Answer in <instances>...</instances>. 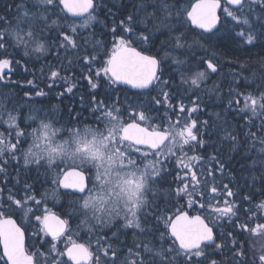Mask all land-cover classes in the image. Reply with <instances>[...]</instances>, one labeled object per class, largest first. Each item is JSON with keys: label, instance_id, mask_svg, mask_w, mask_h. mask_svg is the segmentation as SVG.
<instances>
[{"label": "trees", "instance_id": "trees-1", "mask_svg": "<svg viewBox=\"0 0 264 264\" xmlns=\"http://www.w3.org/2000/svg\"><path fill=\"white\" fill-rule=\"evenodd\" d=\"M193 1L96 0L97 7L93 13L96 19L87 28L78 27L77 32L72 34L69 25H79L83 21L67 17L61 11L58 0L54 6L44 5L40 0H0V30L7 29L9 25L15 26L18 16L27 11L32 20L28 19L23 27L27 29L30 23L46 49L43 54H37L33 53V47L29 46L30 54L25 55L22 46L14 47L9 40L7 52L0 50V58H8L11 61L8 71L0 73L3 77L0 79V108L12 110L13 114L17 115V123L25 132L21 137L24 143L16 153L17 158L0 157V168L4 169L0 171V211L5 215L14 216L20 224L22 219L25 220L24 223H35L34 239L40 241V249L47 250L45 246L52 245L53 241L43 233L36 216H42L43 211L51 207L62 214L63 218L68 212V218L70 214L81 218L75 206L70 203L74 197L65 195V191H61L52 182L57 172L67 166L61 161H56L52 167L47 163H42L39 167L35 163H24L23 152L26 150L28 138L33 129L39 127L41 120L51 122L55 128L63 129L58 137V140H63L68 135L69 128H83L86 125L102 127L95 119V116L100 115L99 111L93 115L101 101L107 105L116 102L122 109L129 111L130 105L134 108L142 106L156 119L150 122L159 124L169 119L176 121L175 112L179 111L180 100L181 103L190 101L193 104L192 109L195 111H184L180 113V117L182 114L184 120H195L201 133L199 138L204 141L203 146L195 145V151L187 149V155L202 157L196 162L194 169L200 177L201 185L191 197L177 196L176 189L183 187L185 180L190 182L191 177L189 175L185 178L184 173L187 170L177 167V162L174 164L173 159V168L168 174L170 179L168 194L165 197L166 207L162 208L160 202L159 207L163 210L158 211L149 205L148 213L144 217L145 231H138L137 234L142 235L143 240L162 242L168 249L172 245V239L167 235L164 221L178 211L197 212L213 226L216 243L224 245L223 249H216L214 245L207 248L208 259H214L218 264H260L259 256L264 254L260 250L264 245V234L254 235L250 231H244L241 226L247 223L249 228H254L258 223H264V210L257 213L258 218L251 219L249 217L252 213L245 212L247 209L255 212V205L264 201V155L259 152V140L264 138V114L253 115L250 111H241V97L249 93L259 97L261 92H264V20H258L257 14L254 16L251 13L237 12L241 20L249 19V24L244 25L233 19H226L222 13L220 25L212 33H203L193 28L186 20L184 10L189 8ZM18 5L22 7L18 9ZM42 9H46L47 20H40ZM129 15L134 17L131 23L132 33L124 31ZM54 20L57 24H52ZM121 21L125 24L122 25ZM61 30L72 36L76 47H60L63 42ZM241 31L245 32V36L239 35ZM249 31L259 36L252 44L245 42ZM141 34L148 36L149 40L145 42L138 39ZM179 35H183L185 46L177 49L174 38ZM121 36L132 40L133 46L157 56L160 60V81L151 89L130 91L109 84L103 73L97 77L96 73L111 52L114 40ZM93 55L97 57L96 61L86 63L85 57ZM205 59H212L218 68L216 73L208 74L206 83L210 87L206 90L200 87V90L193 93H190L189 88L183 89L184 75L188 76L206 68L202 63ZM177 60L183 63H175ZM52 71H57L59 76L52 78ZM89 77L98 84L96 89L91 88ZM28 81L32 83L29 84ZM163 81H167L163 88L170 94L169 99L167 103L156 105L153 97L161 98L162 92L157 88ZM70 86L72 91L67 92L66 89ZM37 92H43L44 95L38 96ZM257 112H261L259 107ZM30 116L37 119L33 121L29 119ZM8 131L6 124H0V133L7 135ZM249 133H255L256 136L253 137ZM14 138L15 131L12 130V139ZM220 164L224 165L223 169ZM208 171L213 174L209 176ZM26 185L30 186L29 195H34L35 200L27 201L26 207H17L8 196L11 192L16 198L23 200ZM224 185H228L234 193L233 196H227ZM212 186L218 189L217 193L210 191ZM189 190L191 191V185ZM246 196L251 198L250 201L245 199ZM51 197L54 200H48ZM189 199L195 201L191 206ZM225 200L235 205L238 210L235 216L219 217L212 212V207L217 204L223 207ZM36 201L41 202L37 204ZM209 202L212 207L208 206ZM201 204L205 206L202 208ZM17 211L29 213L20 217ZM68 228L69 226L64 236L68 235ZM24 229L29 249L33 235L25 227ZM161 232L165 233L166 243L161 240ZM119 235L126 237L123 233ZM128 238L135 239L134 231ZM79 241L84 239L81 237ZM121 241L124 242L123 246H129L127 241ZM140 241L137 239L136 243ZM133 250L136 251L134 247ZM238 250L244 252L243 257L234 255ZM57 252H63L62 243L56 244V252L53 253L54 257L64 264L67 260L64 256H57ZM143 258L147 261L153 257L147 253V257ZM167 260L172 261V264H181L180 256ZM204 264H207V260Z\"/></svg>", "mask_w": 264, "mask_h": 264}, {"label": "snow or ice", "instance_id": "snow-or-ice-1", "mask_svg": "<svg viewBox=\"0 0 264 264\" xmlns=\"http://www.w3.org/2000/svg\"><path fill=\"white\" fill-rule=\"evenodd\" d=\"M226 2L227 5L243 9L245 0H226ZM255 2L256 0H252V3ZM40 3L54 6L57 0H40ZM58 5L64 13L83 21L79 25H69V31L72 34L77 32L78 27L87 28L96 19L93 14L97 7L95 0H58ZM17 7L19 9L22 6ZM220 7L221 0H195L190 8L184 10L186 20L195 28L205 33H212L219 21L217 9ZM223 11L238 24H249V19L241 20L234 9L224 7ZM177 15L179 16L180 12ZM28 18L29 13L25 11L22 16H18L15 26L9 25L7 29L0 30V50L7 52L9 40H11L12 46H22L25 49V55L30 54L28 49L33 41H35V46L31 49L33 53L43 54L46 51L45 45L37 38L33 26L29 23L27 29L23 27L28 22ZM43 19L47 20V17ZM133 19L132 15L127 17L128 24L124 27L126 33L133 32L131 27ZM257 19L264 20V17ZM52 24H57V21H52ZM121 24L124 25L125 22L121 21ZM239 35L243 37L245 32L241 31ZM60 36L63 37L60 47L67 48L69 45L76 47L71 35L61 30ZM138 39L147 42L149 37L141 34ZM174 39L177 49L185 46L183 35L176 36ZM257 39L259 36L249 31L245 42L252 44ZM96 59L95 55L85 57V62L92 63ZM174 62L183 63L179 60ZM202 63L206 65V68L197 70L190 77L184 78V83L190 84L193 88H199L209 72L217 71V65L212 59H205ZM10 64V59L0 58V71L8 68ZM160 64V60L155 56L137 50L132 40L121 36L114 40L111 52L96 75L99 77L103 73L111 85L123 84L133 89H148L154 86L155 82L160 81ZM58 76L57 71H52V78ZM0 79L3 77L0 76ZM88 81L92 89L98 87L91 77ZM28 83L31 84L32 81ZM162 83L167 84V81ZM66 91L71 92L72 87H68ZM37 95H44V93L37 92ZM169 95L168 92H163L164 103H167ZM153 101L156 105L161 104L158 97H153ZM258 107L261 110L260 113L257 112ZM129 108L131 111L122 109L116 102L107 105L101 101L97 104L93 115L95 116V112L99 111L100 115L95 116V119L102 127L86 125L83 128H69L68 136L63 140H58L63 129L55 128L51 122L41 120L39 127L33 129L31 133L32 143L23 152L25 165L35 163L39 167L42 163H47L49 167H52L57 160L67 165L57 172L52 182L59 188L70 190L65 192V195L74 197L70 203L83 217L81 223L91 226L90 231L104 226L117 227L115 222L122 221V224L117 227V232L113 233L114 236L118 234L119 228L136 229L143 233L145 231L144 217L148 213L150 204L148 193L161 178V173L166 171L165 165L172 158H176L177 167L187 170L184 173L185 178L189 175L191 177L190 182L185 180L183 187L176 189L177 196L191 197L201 185L200 177L194 169L196 162L202 157L187 155L185 147L187 146L189 151H195V145L203 146L204 141L199 138L201 133L197 129L195 120L181 122L180 118V113L195 111V109H185L181 105L179 111L175 112L176 121L172 122L169 119L165 125L151 123L150 121L154 118L149 114V110L142 106L137 109L130 105ZM241 111H250L253 115L264 114V92H261L259 97L251 93L245 95ZM29 119L35 121L37 117L30 116ZM0 124H6L9 129L7 135L0 133V157L8 156L16 159V153L21 150L20 146L24 143L21 137L25 135V132L17 123V115H14L12 110H7L6 107L0 108ZM12 130L15 131L14 140ZM249 135L256 136L255 133H249ZM259 143L261 144L259 152L264 155V138H261ZM69 160L71 164L67 163ZM223 167L224 165L220 164V168L223 169ZM0 171L4 169L0 168ZM207 174L211 176L213 173L208 171ZM204 183L206 184L207 181ZM190 185L191 191L189 190ZM224 188L227 190V196L234 195L228 185H224ZM29 191L30 186L26 185L23 200L16 198L11 192L8 199L17 207H26L27 201L35 200V196L29 195ZM210 191L217 193L218 189L212 186ZM245 199L250 201L251 198L246 196ZM40 202L36 201L37 204ZM193 203L195 201L189 199V205ZM204 206L201 204L202 208ZM208 206L212 207L210 202ZM255 208V212L252 209L245 210L246 214L252 213L249 219L258 218L257 213L264 210V201L255 205ZM237 211L235 205L227 200L223 207L219 204L212 207V212L219 217L230 218L235 216ZM36 220L40 222L41 230L51 236L52 241L65 235L68 221L48 212L47 209L43 216H36ZM164 222L167 235L172 239V245L167 250L154 251L147 243L135 244L133 247L136 251L133 247L128 248L127 253L121 259L116 249H113L110 244H105L102 249L103 255L108 257L105 264H117L118 260L120 264H172V261L166 258L167 253L186 257L184 264H204L205 260L207 264H218V261L208 259L209 253L206 249L213 244L216 249H223L224 245L216 243L213 229L200 215L190 216L185 211H178L174 218H169ZM241 227L244 231H250L254 235L264 234V223H258L254 228H249L245 223ZM160 237L162 241L167 242L164 240V232L160 233ZM0 246H2V255H0L2 264H41L39 257L45 255L28 251L25 246L24 231L11 216L5 215L3 211H0ZM141 248L143 252L139 251ZM51 249L56 251L55 243L51 245ZM260 250L264 252V245ZM144 253H152L153 258L146 261L143 258ZM56 254L67 256L71 264H101L100 256L95 255L94 260L91 246L85 243L71 241L66 251ZM234 255L243 257L244 252L238 250ZM259 262L264 264V254L259 256ZM52 264H61V262L53 257ZM64 264H67V261Z\"/></svg>", "mask_w": 264, "mask_h": 264}, {"label": "rangeland", "instance_id": "rangeland-1", "mask_svg": "<svg viewBox=\"0 0 264 264\" xmlns=\"http://www.w3.org/2000/svg\"><path fill=\"white\" fill-rule=\"evenodd\" d=\"M251 3H252V0H247V3L245 4V8H244V11L245 12H247V11H249V7H250V5H251ZM262 5H261V7L263 6V8H264V3H261ZM43 11V13H42V16H41V18H40V20H43V17H45V11H46V9H42ZM51 12V11H50ZM224 13V15H225V17H226V19H228V20H231L232 18L231 17H229V16H227V14L225 13V12H223ZM29 20H32L30 17L28 18ZM39 41L40 42H42V40L41 39H39ZM43 43V42H42ZM30 46H32V47H34L35 46V41H33V42H31L30 43ZM8 69H9V67L8 68H5V69H3L2 71H0V73H4L5 71H8ZM192 74V73H191ZM190 74V75H191ZM190 75H188V76H186V75H184V78H186V77H190ZM208 81V76H207V78L201 83V85H200V89H203V90H206V89H208L210 86L208 85L207 86V82ZM158 84V83H157ZM202 84H204L203 86H202ZM164 85H166V84H164V83H162V82H160L159 83V85H158V88H157V90L158 91H160L161 90V92H162V96H161V98H160V100H161V102H164V96H163V92H166V90L163 88L164 87ZM189 88V91H190V93L192 92H195V91H198V90H200L199 88H193V87H191L190 86V84H186V83H184L183 84V89H188ZM189 94V93H188ZM178 99V98H177ZM235 99V98H234ZM191 100V99H190ZM240 99H238V101H239ZM241 102L243 103L242 104V106L244 105V97L242 96L241 97ZM139 104H140V102H139ZM181 105H183L184 106V108L185 109H192V107H193V104L189 101V102H186V103H181L180 102V100H179V104H178V107H180ZM195 107V106H194ZM140 108V107H139ZM139 108H137V109H139ZM154 118V117H153ZM181 122H183L184 121V119H182V114H181ZM176 119V118H175ZM152 121H156V119L154 118ZM168 120H166L163 124H167L168 122H167ZM172 122H175L174 120H172ZM68 136V135H67ZM67 136H65L64 137V139H66L67 138ZM32 140H33V137H32V135L30 134V136H29V138H28V144H27V147H26V149H28V147H29V145L32 143ZM187 149H188V147L186 146L185 147V152H187ZM178 155H180V153L178 152ZM173 159H174V161H173ZM60 160H57V162H59ZM174 162V164L177 162L176 161V158H172V160H170V161H168L167 163H166V165H165V168H166V171L165 172H162L161 173V178L160 179H158V181L156 182V184L153 186V189H152V191H150L149 193H148V197H149V201H150V206H153V207H155V208H157L158 209V211H162L163 209H160V207H159V204H160V202H162L161 204V206H162V208H163V206H165L166 207V201H165V197H167V194H168V190H167V187H168V181H169V177H168V174L170 173V170H171V168H173V167H171V162ZM68 164H71L72 162L69 160L68 162H67ZM64 164V166H67L65 163H63ZM49 196H51V195H49ZM54 200L53 199V197H51V198H48V200ZM164 202V203H163ZM47 211L48 212H53V213H56V214H59L60 216H62V214H60L59 212H57L56 210H54V209H52L51 207H48L47 208ZM68 211H71V210H68ZM18 212V215L21 217V215H22V217H23V215L24 214H28L29 213V211H17ZM45 214V211H43V215ZM42 215V216H43ZM69 215V212L67 213V216ZM29 216V218L31 217L30 215H28ZM66 216V217H67ZM81 216V215H80ZM66 217L64 218L65 220H66ZM70 218H68L67 217V221L69 222L70 221V224H68V226H69V233H68V235H66V236H64V237H62V238H60V239H58V240H56V241H53V243H55V244H57V243H62V245H63V250H64V246H67L68 244H70V242L71 241H79V239L82 237V238H86V233H89V236H90V238L92 237V235H93V240H95L96 242H95V244L94 243H92L93 244V252H94V255H99L100 256V259H101V264H105V262L106 261H108V257H105L104 255H103V246L105 245V244H110L111 245V247L112 248H114L112 245V243H111V241L110 242H106L107 241V239L106 238H104V242L103 243H101V242H99L98 241V237L96 236L97 234H98V232L100 231L99 229L100 228H96V229H92L91 231H90V225L89 224H86L87 226H85V224H83L82 225V223L80 222V220H82L83 218H82V216H81V218L78 216H72L71 214H70V216H69ZM24 219H22V221H20L21 222V224L29 231V233H31L32 235H33V237H31V247L28 249L30 252H33V253H44L45 255L44 256H40L39 257V259H40V262H41V264H50L51 262H52V258L54 257V251H52V249H51V244H47L45 247H47V250H44V249H40V247H41V244H39L40 243V241L36 238V239H34L35 238V231H33L34 229H35V223L34 224H29L30 222H25L24 223ZM116 224H117V227L120 225V224H122V221H116L115 222ZM117 227H111V228H115L116 230H117ZM111 229L110 227H108V226H104V229ZM106 229L104 230L105 231V233H106ZM98 231V232H97ZM102 231V230H101ZM119 231H120V233H123V234H126V239L128 240L127 241V244H130L128 247H131L132 245H135V244H141V243H147V244H149V246L150 247H152L153 249H154V251L155 250H160V249H163V250H167V248L164 246V243H162V242H154V241H150V239H145V240H143L144 239V237L142 236V235H139V234H137L138 233V231L139 230H136V229H123V228H119ZM132 231H134V236H135V239H129L128 237L131 235V232ZM42 233V232H41ZM44 233V232H43ZM100 233V232H99ZM45 234V233H44ZM47 236V235H46ZM120 238H122V237H120ZM137 239H140L141 241H140V243L138 242V243H136V240ZM98 242L100 243V245H98ZM135 242V243H134ZM214 245V244H213ZM215 246V245H214ZM127 247V248H128ZM115 248H117V249H119V247H115ZM136 250V249H135ZM139 251H141V252H143V248H141V249H139ZM56 252V251H55ZM126 254V252L125 251H121V253H119V256L121 257V259L123 258V256ZM146 254L147 253H144V256L143 257H145L146 258ZM150 254V257L152 258V253H149ZM166 257L167 258H171V259H174V258H176L177 256L175 255V253H167L166 254ZM156 259H158V258H156ZM180 259H181V264H184V261L186 260V258H184L183 259V257H181L180 256ZM94 260H95V256H94ZM117 264H120V262H119V260L117 261Z\"/></svg>", "mask_w": 264, "mask_h": 264}, {"label": "flooded vegetation", "instance_id": "flooded-vegetation-1", "mask_svg": "<svg viewBox=\"0 0 264 264\" xmlns=\"http://www.w3.org/2000/svg\"><path fill=\"white\" fill-rule=\"evenodd\" d=\"M246 3H247V0H245L243 9H240V8H231V7H229V8L230 9H234L236 11V13L237 12L251 13L252 15H254V14L256 15L257 14V17H259V15L262 16V17H264V8H263V6L261 7V5H262L261 3H264V0H256L255 3H251V5L249 7V11H247V12L244 11L245 4ZM222 13H223V10H222ZM222 13H221V16H222ZM105 229L103 227V230L102 231H99L100 233L97 231L98 234L96 236L98 237V241L101 242V243H103L104 242V238H106L107 239L106 242H110L111 241V243L113 244L112 246L114 247L113 249H116L118 251V253H121V251H126L127 250V246H123V243L124 242L121 241V240H124V241H128V240L126 238H124V237L120 238V235H119L120 231H118V234L114 236L113 233H116L117 232V230L115 228H111V229H108V230L106 229V233L104 231ZM92 237H93V235H92ZM92 237L90 238L89 233H86V238H83L84 241H75V242L89 244L91 246V250L93 251V244L92 243L95 244L96 241L93 240ZM98 245H100V243ZM115 247H119V249H117ZM1 254H2V252H1ZM146 257H147V254H146Z\"/></svg>", "mask_w": 264, "mask_h": 264}, {"label": "water", "instance_id": "water-1", "mask_svg": "<svg viewBox=\"0 0 264 264\" xmlns=\"http://www.w3.org/2000/svg\"><path fill=\"white\" fill-rule=\"evenodd\" d=\"M225 2H226V0H224ZM195 2V1H194ZM193 2V3H194ZM95 3H96V1H95ZM227 3V2H226ZM222 1H221V7L220 8H218L217 9V15H218V17H219V21H218V23H217V26L219 25V23H220V20H221V16H220V11H221V8H222ZM229 6H231V5H229ZM231 7H234V8H238L237 6H231ZM60 8H61V6H60ZM64 13V12H63ZM67 17H69V18H71V19H74V20H78V19H80V18H78V17H72L70 14H67V13H64ZM191 24V23H190ZM192 27H194L193 25H191ZM216 26V27H217ZM195 28V27H194ZM197 29V28H196ZM198 30H200V31H202L203 32V30H201V29H198ZM214 30V29H213ZM205 33V32H204ZM135 47V46H134ZM137 48V47H136ZM137 50H140V49H138L137 48ZM144 54H147V55H150V54H148V53H145L144 52ZM153 56V55H152ZM157 58V57H156ZM158 59V58H157ZM117 86H121V87H124V88H127L128 90H131V91H143V90H148V89H150L152 86H150L148 89H133V88H131V86H129V85H123V84H117ZM60 190H62V191H70V190H66V189H63V188H60ZM182 211H185V210H182ZM185 212H187V211H185ZM51 213H53V212H51ZM188 213V215H190V216H196V215H200L201 216V218L202 219H204L205 220V222L209 225V227H211L212 229H213V227L208 223V221L201 215V214H199V213H194V214H190L189 212H187ZM53 214H55V215H57V216H59L61 219H63L60 215H58V214H56V213H53ZM177 214V213H176ZM175 214V215H176ZM175 215L172 217V218H174L175 217ZM11 218L12 219H14L15 221H16V223H17V225L19 226V227H21V229L24 231V229L22 228V226L17 222V220L14 218V217H12L11 216ZM24 233H25V231H24ZM213 234H214V238H216V236H215V232H214V229H213ZM49 236V235H48ZM50 238H51V236H49ZM52 239V238H51ZM79 243V242H78ZM25 246H26V234H25ZM68 246H70V244L68 245ZM67 246V247H68ZM66 247V248H67ZM66 248H65V250L64 251H66ZM1 252H2V246H1ZM65 258L67 259V256H65ZM70 262V261H69ZM71 263V262H70Z\"/></svg>", "mask_w": 264, "mask_h": 264}, {"label": "bare ground", "instance_id": "bare-ground-1", "mask_svg": "<svg viewBox=\"0 0 264 264\" xmlns=\"http://www.w3.org/2000/svg\"><path fill=\"white\" fill-rule=\"evenodd\" d=\"M59 7H60V6H59ZM217 69H218V68H217ZM53 91H54V90H53ZM53 91H52V92H53Z\"/></svg>", "mask_w": 264, "mask_h": 264}]
</instances>
